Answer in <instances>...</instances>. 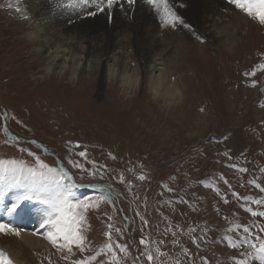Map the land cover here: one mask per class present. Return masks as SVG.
<instances>
[{"label":"rangeland","instance_id":"rangeland-1","mask_svg":"<svg viewBox=\"0 0 264 264\" xmlns=\"http://www.w3.org/2000/svg\"><path fill=\"white\" fill-rule=\"evenodd\" d=\"M234 17L222 24L230 35L225 43L210 38L209 29L189 35L185 45L178 42L169 75L182 93L167 98L165 91L150 90L144 66L133 87L111 79L102 83L99 69L77 79L57 68L46 73L47 56L28 35L38 18L26 0H0V158L34 166L38 156L58 169L33 146L36 141L79 181L110 185L114 194L109 203L99 192L74 189L75 199L97 205L83 213L84 252L58 251L59 245L41 235L43 242L33 248L20 235L0 234V251L13 264H74L108 243L109 231L113 246L129 247L127 257L116 249L121 264H134L137 246L128 243L124 218L130 232L153 239L155 264H233L230 258H239L245 249L228 247L227 237L240 235L230 229L248 225L255 233L264 227V218L244 210H264L251 202L264 200L256 187H264V26L240 11ZM1 118L19 143L2 141ZM70 160L83 168H73ZM14 194L7 193L5 203ZM25 204L27 211L35 210ZM21 215L0 212V220L13 224ZM110 257L101 254L91 264H109ZM145 260L137 264H149Z\"/></svg>","mask_w":264,"mask_h":264},{"label":"bare ground","instance_id":"bare-ground-1","mask_svg":"<svg viewBox=\"0 0 264 264\" xmlns=\"http://www.w3.org/2000/svg\"><path fill=\"white\" fill-rule=\"evenodd\" d=\"M26 1L29 12L38 18L28 35L36 40L38 52L47 56L46 73L57 68L64 77L71 75L77 79L99 69L102 83L111 79L120 86L131 82L133 87L139 83V70L144 66L143 71H149L150 90L155 94L165 91L167 98L182 93L169 75V60L179 48L178 42L185 45L189 35L209 29L210 38L225 43L230 35L225 30L228 27L222 24L232 23L239 13L226 0H169L183 3V7L173 5V10L190 26L172 29L162 27L158 14L143 0H136L132 6L119 0L111 9V16L107 9L95 16L86 15L96 11L92 3L73 10L59 6V0ZM198 23L199 27H195ZM135 58L141 61L133 65ZM42 223V213L30 210L14 220L13 225L23 229L21 239L34 248L39 241L43 242L37 235L48 230V226L41 227Z\"/></svg>","mask_w":264,"mask_h":264},{"label":"snow or ice","instance_id":"snow-or-ice-1","mask_svg":"<svg viewBox=\"0 0 264 264\" xmlns=\"http://www.w3.org/2000/svg\"><path fill=\"white\" fill-rule=\"evenodd\" d=\"M118 2L119 0H59V6L75 10L92 3L96 5V11H88L86 15L95 16L97 12H103L107 9L109 16H111V9ZM143 2L155 10L162 27L170 26L172 29H175L178 25H182L185 29L190 27L173 10V5L169 3V0H143ZM126 3L132 6L136 3V0H126ZM226 3L261 26H264V0H226ZM180 6L183 7V4L181 3ZM11 7L12 5L9 4V8ZM15 11L20 13L21 9L17 7ZM22 18L29 19L28 16H23ZM196 39L200 40L201 43L204 42L199 35H196ZM261 67H264V65ZM250 86L256 87V81H253ZM260 106L264 107V100L260 101ZM20 150L26 151V149ZM29 155L32 156L34 154L29 152ZM79 155L84 157L86 154L85 152H80ZM69 164L73 168H83L78 162L70 160ZM240 170L245 171V169ZM144 178L143 175L139 177L140 180ZM78 187H95V185L76 184L73 176L63 167L59 169L51 167L43 163L38 156L35 157L34 166L29 165L23 159L0 158V212L8 217L15 218L27 211L25 202H30L34 209L43 215L41 227L48 226L46 232L39 234L54 247L59 245L58 251L66 249L68 253H71L73 247L79 249L80 252L85 251V237L82 233L85 219L83 213L90 206L95 207L97 205H93L89 200L81 201L75 199L74 189ZM205 187H209V185H205ZM256 187L264 192V187L259 184H256ZM9 192H14L15 194L10 202L5 203V197ZM111 196L110 189H102L99 199L111 203ZM245 199L249 198L246 197ZM251 202L258 206L264 205V200L261 199H252ZM225 203H227L226 200ZM244 210L252 217L264 218V210L257 211L251 207H246ZM137 215L139 214L137 213ZM141 220L145 226L148 225L146 219L141 217ZM108 228L112 229V225L109 224ZM21 231L23 229L14 227L11 222L6 223L0 220V234L11 233L19 236ZM115 231L119 233L120 229ZM230 231L239 232L240 235L239 238L227 237L228 247L234 250L245 249V251L240 253L239 258H230L233 264H264V227L258 228L254 233L252 227L237 224L236 228L234 230L230 229ZM33 235H37V233L33 232ZM104 235L108 237V243H105L95 255L76 260L74 264H91L98 256L107 253H111L109 264H121V257L116 249H119V253L127 257L129 247L119 243L113 246L111 231L105 232ZM161 243L163 242L161 241ZM139 244L145 247V251L141 255L147 257L149 264H155V259L148 250L149 241L141 238ZM63 258L67 259L68 257L65 256ZM139 259V257H136L134 264H137ZM0 264H13V261L6 253L0 251ZM202 264H208V262L204 260Z\"/></svg>","mask_w":264,"mask_h":264},{"label":"water","instance_id":"water-1","mask_svg":"<svg viewBox=\"0 0 264 264\" xmlns=\"http://www.w3.org/2000/svg\"><path fill=\"white\" fill-rule=\"evenodd\" d=\"M36 145L39 146V148H41V150L45 151V149H44L40 144H37V143H36ZM45 152H47V151H45ZM47 153H48V152H47ZM58 163H59V162H58ZM79 185H83V184H79ZM84 185H88V184H84ZM84 188H87V187H84ZM96 188H102V186L98 185Z\"/></svg>","mask_w":264,"mask_h":264}]
</instances>
